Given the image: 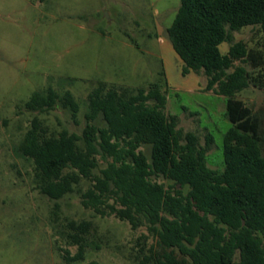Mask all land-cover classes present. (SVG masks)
<instances>
[{"label": "trees", "instance_id": "16d2710c", "mask_svg": "<svg viewBox=\"0 0 264 264\" xmlns=\"http://www.w3.org/2000/svg\"><path fill=\"white\" fill-rule=\"evenodd\" d=\"M248 26L259 28L260 46L239 41L221 53L233 32ZM166 33L181 75L202 72L203 91L225 100L231 126L222 136L223 169L207 166L210 133L202 145L166 114L159 83L139 89L98 83L87 95L81 135L48 133L33 119L17 152L32 164L35 189L55 202L49 224L65 246V264L84 261L93 228L88 220L60 223L57 201L73 193L95 216L145 228L151 243L143 237L133 264H264V140L260 119L236 97L250 84L264 89V0H180ZM57 104L72 117L79 110L69 91L59 95L51 87L33 92L24 108L44 112Z\"/></svg>", "mask_w": 264, "mask_h": 264}, {"label": "rangeland", "instance_id": "374dc122", "mask_svg": "<svg viewBox=\"0 0 264 264\" xmlns=\"http://www.w3.org/2000/svg\"><path fill=\"white\" fill-rule=\"evenodd\" d=\"M179 3L0 0V264H65L61 250L65 246L55 239L49 224L55 202L35 189L32 164L19 156L17 147L33 119L41 121L48 133L64 129L81 135L87 95L98 83L130 89L161 84L166 90V114L175 115L177 127L196 134L202 145L210 133L214 145L207 153V166L223 169L222 136L231 126L224 116L225 100L203 91L202 72L181 75L182 62L166 33ZM232 35V43L219 47L221 53L239 41L252 48L262 41L257 26ZM260 72L264 75V67ZM47 87L59 95L72 94L79 105L74 117L59 104L44 112L24 108L33 92ZM236 97L260 119L264 140V89L250 84ZM94 124L104 126L100 119ZM142 150L149 157L150 148ZM86 187L83 184L82 190ZM57 203L60 223L88 220L93 226L84 261L72 264H133L147 236L145 228L131 230L113 216H95L80 205L75 193ZM145 240L151 243L150 237ZM68 250L75 252L73 247Z\"/></svg>", "mask_w": 264, "mask_h": 264}, {"label": "water", "instance_id": "95a60500", "mask_svg": "<svg viewBox=\"0 0 264 264\" xmlns=\"http://www.w3.org/2000/svg\"><path fill=\"white\" fill-rule=\"evenodd\" d=\"M160 31H161V27L158 26V34H160Z\"/></svg>", "mask_w": 264, "mask_h": 264}]
</instances>
